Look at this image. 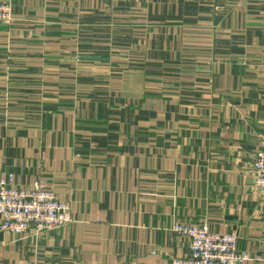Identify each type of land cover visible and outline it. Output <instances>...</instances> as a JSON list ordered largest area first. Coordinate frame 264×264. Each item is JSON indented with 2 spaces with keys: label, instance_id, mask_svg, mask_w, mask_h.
Listing matches in <instances>:
<instances>
[{
  "label": "crops",
  "instance_id": "obj_1",
  "mask_svg": "<svg viewBox=\"0 0 264 264\" xmlns=\"http://www.w3.org/2000/svg\"><path fill=\"white\" fill-rule=\"evenodd\" d=\"M0 23V179L69 204L0 230V264H165L178 223L264 264V0H12Z\"/></svg>",
  "mask_w": 264,
  "mask_h": 264
},
{
  "label": "built area",
  "instance_id": "obj_2",
  "mask_svg": "<svg viewBox=\"0 0 264 264\" xmlns=\"http://www.w3.org/2000/svg\"><path fill=\"white\" fill-rule=\"evenodd\" d=\"M0 23L8 26L14 23L12 0H0ZM261 143L251 173L256 187L264 190V136ZM13 178V174H9L0 179L1 231L24 237L34 227L37 234L47 235L70 222L69 204L61 201L43 179H37L31 187H15ZM173 231L187 239L189 252L186 257L165 264H244L248 259L237 249V234L212 231L207 222L178 223Z\"/></svg>",
  "mask_w": 264,
  "mask_h": 264
}]
</instances>
